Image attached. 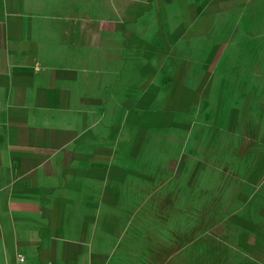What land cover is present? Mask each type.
I'll return each mask as SVG.
<instances>
[{"label":"crops","instance_id":"0c3cea01","mask_svg":"<svg viewBox=\"0 0 264 264\" xmlns=\"http://www.w3.org/2000/svg\"><path fill=\"white\" fill-rule=\"evenodd\" d=\"M0 264H264V0H0Z\"/></svg>","mask_w":264,"mask_h":264},{"label":"rangeland","instance_id":"374dc122","mask_svg":"<svg viewBox=\"0 0 264 264\" xmlns=\"http://www.w3.org/2000/svg\"><path fill=\"white\" fill-rule=\"evenodd\" d=\"M225 102V101H224ZM227 103V102H226ZM225 105V104H224ZM209 179V178H208ZM228 179L227 180H225V176L223 175V172L219 169V166H218V169L217 170H215V173H214V175H213V177H210V181L209 182H207V184H208V186L206 187V190L205 191H202V196H203V199L204 200H207V199H209L211 196L210 195H212L213 194V192L211 191L212 189H213V187H214V185L216 184V183H218V185H222V184H224V183H228ZM154 182H155V184H154V193L155 192H159V189H158V187L161 185V179H159L158 181H155L154 180ZM157 185H159V186H157ZM217 185V186H218ZM241 192V190H239V192L238 193H240ZM155 197H157L156 195H155ZM161 197V196H160ZM235 198L236 199H243L240 195H237V196H235ZM239 203H241L242 204V202H239V201H237L236 203H235V205L233 206V209L236 207V205L237 204H239ZM241 204H239L240 206H241ZM238 207V206H237ZM234 211H232V213H233ZM237 213H242L241 211H236L235 212V214H237ZM250 242L248 241V243L244 246V248H245V250L247 251V248L249 247V244Z\"/></svg>","mask_w":264,"mask_h":264},{"label":"built area","instance_id":"2783aa9c","mask_svg":"<svg viewBox=\"0 0 264 264\" xmlns=\"http://www.w3.org/2000/svg\"><path fill=\"white\" fill-rule=\"evenodd\" d=\"M24 260V257L20 255V257L18 258V261L21 262Z\"/></svg>","mask_w":264,"mask_h":264}]
</instances>
